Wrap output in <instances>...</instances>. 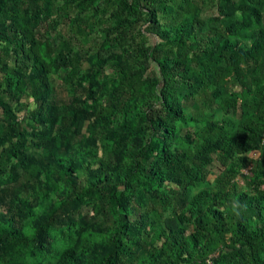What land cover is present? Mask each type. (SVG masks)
Masks as SVG:
<instances>
[{
  "label": "trees",
  "instance_id": "obj_1",
  "mask_svg": "<svg viewBox=\"0 0 264 264\" xmlns=\"http://www.w3.org/2000/svg\"><path fill=\"white\" fill-rule=\"evenodd\" d=\"M0 75V264H264V0H0Z\"/></svg>",
  "mask_w": 264,
  "mask_h": 264
},
{
  "label": "rangeland",
  "instance_id": "obj_2",
  "mask_svg": "<svg viewBox=\"0 0 264 264\" xmlns=\"http://www.w3.org/2000/svg\"><path fill=\"white\" fill-rule=\"evenodd\" d=\"M55 5L54 6H57V7H60L62 6V3L61 2H57L55 1ZM59 18V17H58ZM60 19V18H59ZM64 21H67V17L66 16H63L61 18V22H64ZM63 25L60 26V28L62 27ZM59 28V29H60ZM151 40V43L153 44L155 42V39L154 38H150ZM92 55H94V53H92ZM85 60H86V57L82 56ZM88 59V57H87ZM111 72L109 69H106V72H105V77H103V79L107 80V78L110 76ZM28 77L30 78H35V74L32 70L29 71L28 73ZM2 76L0 75V82H2ZM49 79L52 83V86L54 87L55 89V101H56V105H58L59 107V112L62 111V106L64 105H68L70 102H71V98L67 95V92L60 87V81L58 80V77H55L51 74H49ZM109 84V80H107V82ZM109 93V90L107 89V86L103 87L102 90H101V95L99 96V102L100 103H104V101L106 100V96L108 95ZM7 98V96H6ZM5 98V99H6ZM5 102L7 104H9L12 108H13V111H14V115H15V121H17L18 123V129L20 132L22 131H25L28 135V133H30L32 131V122H29L28 121V118L31 117V110L34 108V103L31 99L30 96H26V95H23L22 97H20L19 99V102L18 103H15V102H12L10 104V101L9 100H5ZM22 106H25V109L26 110H22L21 108L17 110V108L19 107H22ZM66 107V106H65ZM26 111H29L27 114H26ZM8 117L6 115L5 112H3L0 108V122L1 123H4V124H7L6 122L8 121ZM59 123V119H55V122H53L52 124H49L48 125V130L49 132L51 133V136H56L58 135V131H57V127L56 125ZM6 128L5 129H0V137H1V141H0V152L6 150L8 148V154L10 153V149H9V145H10V142L6 139V137H8L11 141V143L15 142V139L13 136L10 135V133H6L5 132ZM37 130V129H36ZM88 128H87V123H85V126L83 127V130H82V134H75L73 130L67 132V133H63L61 136L64 137V139L61 137V136H58L57 137V144H60V142L66 140V141H69L71 143H76V144H80V145H83V146H87L89 147L90 149H93V148H97L98 147V143H96V145H92L90 142H87V135H88ZM38 131V130H37ZM184 131V130H183ZM205 130H203L202 132H204ZM109 134V137L113 139V141H116L119 137V135L121 134V130L119 129H115V130H112L110 132H108ZM36 140V139H35ZM195 142L199 143V140L198 139H195L194 140ZM91 144V145H90ZM21 152H19V154L17 156H10L9 158V161L10 163H13V165L19 169V175L17 177V180L15 182H11L9 187L11 189V191L13 190H16V191H21V192H24L26 186H28L29 184H31L33 182L31 176L29 175L28 172H22L21 168H20V158L23 156V155H27L29 156L30 158H33V159H41L43 158V149L42 148H38L34 145L33 141L29 138L27 140H25V142H23V145L21 143ZM91 162L93 163L94 161L91 160ZM221 169L219 168V166L214 163L212 168H211V173L208 177V179L210 181H213L220 173ZM244 173L247 174V170H244ZM4 174H8V171L7 172H4ZM239 182H240V185L244 186L245 188L247 187L248 183L246 180L244 179H238ZM264 189V186L262 187ZM1 189H7L5 188L4 186H1ZM62 193V190L60 191Z\"/></svg>",
  "mask_w": 264,
  "mask_h": 264
}]
</instances>
